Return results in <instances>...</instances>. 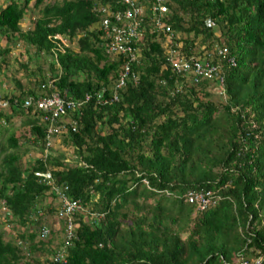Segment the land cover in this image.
Returning a JSON list of instances; mask_svg holds the SVG:
<instances>
[{
    "label": "trees",
    "instance_id": "trees-1",
    "mask_svg": "<svg viewBox=\"0 0 264 264\" xmlns=\"http://www.w3.org/2000/svg\"><path fill=\"white\" fill-rule=\"evenodd\" d=\"M3 1L0 34L10 40L16 33L27 53L33 48L35 57L50 58L48 75L33 83L48 77L66 99L93 97L78 118L73 114L74 129L73 115L59 117L61 143L71 147L72 159L44 146V126L31 117L22 121L30 125L39 156L23 164L16 151L5 152L19 147L12 133L0 142V264H51L47 257L56 250L64 253L62 264H236L237 257L253 264L264 250V0H167L165 16L150 9L151 0H138L144 33L139 56L127 62L117 99L103 106L94 104V94L110 93L125 59L103 45L130 43L124 35L117 42L112 31L122 24L116 11L127 4ZM33 14L21 31L22 18ZM102 17L106 34L92 28ZM148 19L165 22L170 37L154 31ZM55 34L66 42H51L48 36ZM32 57L17 62L30 76ZM172 58L214 70L193 81L176 73ZM34 84L8 95L12 113L29 112L31 106L25 113L21 103L36 96ZM208 86L216 88V101ZM4 122L10 124L9 116ZM45 171L64 186L65 197L82 205L71 215L73 236L65 246L60 232L66 220L58 219L59 227L44 238L40 233L45 216L38 211L51 216L56 210L50 200L42 204L46 190L54 195L34 175ZM192 191L205 196L204 208L187 201Z\"/></svg>",
    "mask_w": 264,
    "mask_h": 264
},
{
    "label": "clouds",
    "instance_id": "clouds-1",
    "mask_svg": "<svg viewBox=\"0 0 264 264\" xmlns=\"http://www.w3.org/2000/svg\"><path fill=\"white\" fill-rule=\"evenodd\" d=\"M128 1L121 0V2L123 4H127L126 8H124V10L122 11V13H120L118 15V12L119 11H116L115 18L119 17V19L121 18V20H122V24L118 28L124 27L125 26V23L129 20V18L128 19H124V17H123V13L126 10H128V9L130 10V5H129ZM130 1L134 3V6L136 8H138L137 9L138 11H137V13L135 15L136 16H140L139 18L136 17V19H135V22H136V25H135L136 26L135 27V34L131 35V34H128L126 32L117 33L114 30L117 27L112 28V31L115 33L114 40H116L118 42L119 39H120V37H118L117 35H124L122 37L125 40L130 41V43L125 44L123 46H120V48H119V46H117V43H115L116 47L113 48V41L111 42V44L108 47H107L106 44L103 45L104 51L106 53L111 54V55H115V53L119 52L120 54H122L125 57V59L119 64L118 70H120V74L117 77L118 79L116 78L117 79V83L116 84L114 83L113 87H110V89H111L110 93L106 94L105 89H100L99 92H96L94 94V104L95 105L98 104L99 106H103L105 104H110V103H112L113 101H115L117 99L115 89H118L122 85V84L121 85L118 84L119 79H122L127 74V71H128V69H127V62L133 61L134 58H136L137 56H139V47H140V44L142 43V38L144 36V33L142 31V28L141 29L139 28V24H140V21H141V18H142L141 16H142V13L143 12L141 11V8H140L139 4H137V1L138 0H130ZM151 1L153 2L152 6L150 7V9L152 11H157L159 13H162L164 16H165V14L168 13L167 12L168 11L167 5H166V1L167 0H163L161 2V5L164 6V10H160L158 8L153 9L152 7H153V5L156 4V2H155V0H151ZM101 10H103V7L101 8ZM24 19L22 18V20L20 21V30L23 31V32L26 31V29L29 27V21H30V19H29L28 22L27 21H24ZM148 20H149V24L152 23V25L154 26L153 27L155 29L154 31H161V32H163V34L166 37V39H168L170 37L171 31H170V28L168 27V25L165 22L164 23L162 21H159L158 22V20H152V19H148ZM107 21L108 20L106 18L102 17L101 19L97 20L96 23H93L92 28H96V29H99L101 31H104L103 28H105V26L107 25ZM208 24H211V23H208ZM148 31L151 32L152 29H150ZM104 33L106 34V31H104ZM12 35L13 36L10 38V40H7L6 37L3 36V34H0V38H3L6 43L12 42V40H17L18 42H22L21 39L17 38V34L16 33L15 34H12ZM76 36H78V35H75L74 37H76ZM53 38L60 40L63 44L66 42V40H65L66 38L64 39L59 34H55L54 36H48V39L51 42L54 41ZM73 43L74 42H72V44ZM0 49L1 50H4L2 48H0ZM52 57H53L54 62H55L54 63V67L58 69V63L56 61V55H52ZM49 59L50 58H48V62H49ZM121 59L122 58H120V60ZM184 61L185 60H174L172 58L173 68H174V64H179L180 63L179 65H181ZM185 62L189 63L190 65H192L193 62L199 63L197 61H192V60H190V61L187 60ZM199 64H201V63H199ZM204 64H207V63H204ZM204 64H201V65H204ZM48 70H49V68H48ZM212 70H214V66H210V65L207 64L206 67H205V70L203 72L199 73V74L198 73L197 74L194 73L193 68L191 69V67L189 69H182V68H180L178 70V72L176 70L175 71H176V73L181 74V75H188V76L191 77V79H193V81H195L196 79H202L203 80L204 78H209L210 72ZM132 78H133L132 82L133 83H136L137 78L135 76H132ZM43 81H44V83H41L40 85H35L34 84L36 86V88H38V89H36V96H34L33 98H30V96H25L26 98L23 99V101L21 103V107L24 108V112L27 113L26 110H27V108L29 106H31V108L29 109V112L27 114L20 115V116H21V119L22 120L26 119L27 117H29V118L31 117L32 119H36V121H35L34 124L40 125V126L43 125L44 126V139H45L44 146L45 147H48V146L54 147L53 146V143H54L55 139H57L58 137H61L62 134L65 132V127L62 124H59L58 123V121L60 120L59 117H62V115L59 114L53 120H48L49 119L48 118V115L44 116L48 110H46V108L38 107L37 106V102L40 101V100H42V99H46L53 92H57L60 97H62V98L65 99V101H68V102H72L73 103L72 106L67 107V109L65 110V112L62 113V114H65L66 115V118L65 119H68V117H67L68 114L73 115L74 113L77 114V118H78L81 115V111H80L81 107L83 106V104H85L89 100V98L93 97V95H90V96L89 95H86L82 99H76V100L68 99V98L66 99L65 98V95L60 94L59 91L55 88V85L53 84L51 78H48L47 77ZM1 84H2V86L4 88H7L8 85H9L8 83L6 84L5 81L2 82ZM6 90H7V92L2 93V94L0 93V125L6 124L4 122V120L6 119V117L9 116V120H10L13 115H15V114L16 115H19L18 113H12L11 112L10 105H9L10 104L9 103V99H7L8 95L11 96V94H14L15 91L14 90L11 91L9 89H6ZM14 99H12L13 102H14ZM7 109H9V111H6ZM70 123H71V126L74 129L75 128L74 115H73L72 119H70ZM27 126L29 127L30 125L27 124ZM48 127H51V129H53V130L52 131H48L47 130ZM31 139H33V138L31 137ZM45 149H47V148H45ZM39 173H43V172H39ZM36 177H38V176H36ZM37 180L40 181V182H45V183L47 181V180L41 181L40 178H37ZM56 186H58L60 190H61V188H62V190H64L63 189L64 186H59V185H56ZM49 188H50V186H49ZM49 193L51 194V191L50 190H46L45 191V196L48 195V198H49L50 202H52L54 205H56V207H55V209H56L55 210V213L52 216H54L55 220L58 221V219H61L57 215V211H58L57 209L59 207V203L56 200L55 195L50 196ZM45 199H46V197L43 200H45ZM75 199H77V198H75ZM43 200H42V202H43ZM81 210H82V205H81V209H79L78 211H81ZM38 214H40L39 211H38ZM33 218H35V216H33ZM56 224H57V222H56ZM39 225L42 227V229L45 228V229H47V231L51 230L50 224L47 225V224H44V223H40ZM56 228H58V226ZM63 229H64V226L62 228V232H60V237H62V241L64 243V240L65 239L63 238V234H62L63 233ZM40 233H41V231H40ZM41 236L44 238V235H42V233H41ZM67 244L64 243V246L67 245ZM59 251L63 253L62 250H56V251L53 252V254H51L49 257H47V259L49 260L50 263H51L52 257H54L55 254L59 253ZM63 258H64V253H63ZM40 264H46V263L43 262V263H40Z\"/></svg>",
    "mask_w": 264,
    "mask_h": 264
},
{
    "label": "rangeland",
    "instance_id": "rangeland-1",
    "mask_svg": "<svg viewBox=\"0 0 264 264\" xmlns=\"http://www.w3.org/2000/svg\"><path fill=\"white\" fill-rule=\"evenodd\" d=\"M3 2L5 1L0 0V4H2ZM29 4L31 5L32 1H30ZM33 16H35V14L31 16H25L27 18H25L24 21H27L28 19H32ZM214 34L218 35L219 31L214 30ZM72 42L74 41L71 40V43ZM67 43H69L68 39H67ZM0 48L8 49L4 56H2L0 52V93L1 94L7 92L6 89H9L11 91L14 90L18 94L20 92L24 93L26 91V88L31 86L30 84L32 85L34 84L33 81L35 77H38L39 74L48 75V72H49L48 70V58L49 57L48 56L38 55L37 57H35L34 55H32L33 48H30L29 52L27 53L24 49V43L18 42L17 40H12V42L6 43L3 38H0ZM198 48L199 47H197V49ZM29 53H31V56H33L32 57L33 59L31 58L29 62V68L27 69L34 68L35 70V72L31 76H30V73L28 72L29 70L20 68L17 65L18 61L19 62L27 61V55H29ZM39 61H40V64H37ZM37 65H39L40 71L37 70L38 69ZM14 78L18 79L20 83H16ZM4 81L6 84L7 83L9 84L7 88H4L1 84ZM215 89L212 86L207 87V91L210 94L214 95V98H213L214 101H216V95L214 92ZM221 100L223 101L222 96H221ZM6 111H9V109H7ZM9 133H12L17 138L19 147L17 149L8 147L6 148L5 152L16 151L19 156V161L23 164L28 159L39 156L38 150L35 149L36 147L32 146L33 141L30 135L28 134V126L23 123L20 115H16V114L13 115L12 118L10 119V124L0 125V142H3L5 144V138L9 135ZM24 137L27 139L29 138L31 142H27L24 139ZM53 146H54L53 151L56 150L59 153H62L64 157L66 158L65 159L66 161L74 157L71 147H68V146L65 147L64 145H62L61 137H58L57 139H55ZM1 154H4V152L0 153V155ZM48 201H49V198L47 195L46 199L43 200L42 204L48 203ZM43 212L44 211L40 209L39 213H42L43 216H45L44 221L42 223L47 224V225L50 224L51 229L56 230L57 229L56 227L57 226L59 227L58 221L55 220L54 216L46 215V213H43ZM5 226H6L5 229H9V231H12L11 226H8V224ZM31 226H33V224H31ZM30 227L28 228V230L31 229ZM23 228L24 226H19L17 230L19 229L21 230ZM6 238H7V234L5 232L4 239Z\"/></svg>",
    "mask_w": 264,
    "mask_h": 264
},
{
    "label": "built area",
    "instance_id": "built-area-1",
    "mask_svg": "<svg viewBox=\"0 0 264 264\" xmlns=\"http://www.w3.org/2000/svg\"><path fill=\"white\" fill-rule=\"evenodd\" d=\"M128 1V0H125ZM163 0H155L156 4L153 5V9L158 8L160 10H164V6L161 5V2ZM129 5H130V10H126L123 13V17L124 19H128L129 20L125 23V26L122 28H115V32L120 33V32H126L128 34H135V19H136V13H137V9L134 6V3L131 2L130 0L128 1ZM119 19V17H117ZM180 64V63H179ZM179 64H174V68L175 70L178 72V70L180 68L182 69H189L191 67V69L193 68L194 73H201L205 70V67L207 64L201 65L199 63H195L193 62L192 65H190L187 62H183L181 65ZM119 85L122 84L121 79H119L118 82ZM73 103L72 102H68L65 101L64 98L60 97L59 94L57 92H53L49 97H47L46 99H42L40 101L37 102V106L41 107V108H46V110H48L46 112V115H48V120H53L54 118H56L59 114H62L65 112V110L67 109V107L72 106ZM48 131H52L53 129H51V127H48L47 129ZM36 176H38L40 178L41 181H46V183L50 186V189L52 191H54V195L56 200L59 203V207H58V211H57V215L58 217H60L61 219L66 220V225L64 226L63 229V238L64 243L67 244L70 240V238L73 236L72 231H73V227H74V223L71 221V215L73 214L74 211L81 209V204L80 201L78 199H68L67 197H65V195L62 193V188L61 190L59 189L58 186H56L53 182V180L51 179L50 173L48 171L43 172V173H39V172H35L34 173ZM64 189V188H63ZM188 195V196H187ZM207 195V194H206ZM186 199L188 202H192V201H196L199 205V208L202 209L204 208L205 204L207 203V199L205 198V196H203L202 194L199 193H192L188 192L186 194ZM2 205V204H0ZM3 206H2V210H3ZM42 235H45L47 233V229L43 228L41 230ZM264 257V250L262 255H260L258 258L253 260V264H260L259 261H261V258ZM64 261L63 258V253L59 251V253L55 254L54 257H52L51 260V264H62L61 262ZM236 264H248L246 262V260L243 257H237L235 260ZM250 264V263H249Z\"/></svg>",
    "mask_w": 264,
    "mask_h": 264
}]
</instances>
